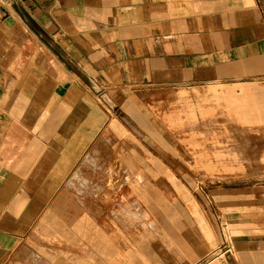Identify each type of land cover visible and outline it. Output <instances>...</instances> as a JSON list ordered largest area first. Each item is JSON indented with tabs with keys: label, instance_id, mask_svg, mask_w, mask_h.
I'll list each match as a JSON object with an SVG mask.
<instances>
[{
	"label": "crops",
	"instance_id": "1",
	"mask_svg": "<svg viewBox=\"0 0 264 264\" xmlns=\"http://www.w3.org/2000/svg\"><path fill=\"white\" fill-rule=\"evenodd\" d=\"M257 78L264 79V18L256 0L7 2L0 17V264H264V199H234L230 211L214 198L228 185L212 188V212L195 202L183 210V199H164L149 180L136 188L144 199H85L78 215L64 210L62 196L100 132L111 156L118 143L129 156L134 138L148 134L155 153L178 161L155 128L162 117L178 123L183 101L209 108L205 118L197 113L204 123L220 113L222 101L210 93L224 92L232 99L222 105L235 118L256 120ZM97 88L105 116L93 111L90 94L77 98ZM217 221L228 223L233 252L206 262L223 240Z\"/></svg>",
	"mask_w": 264,
	"mask_h": 264
},
{
	"label": "rangeland",
	"instance_id": "2",
	"mask_svg": "<svg viewBox=\"0 0 264 264\" xmlns=\"http://www.w3.org/2000/svg\"><path fill=\"white\" fill-rule=\"evenodd\" d=\"M256 4L264 18V0H256ZM82 81L89 84L85 78ZM255 81L258 91L252 100L251 115L256 113V120L235 118L230 113L232 111L222 105L225 101H230L231 96L212 91L211 99L219 97V104L222 101L217 109L220 113H213L206 122L199 123L197 113L205 118L206 114L202 112L209 108L203 107L200 102L191 101L180 104L177 111L178 123L174 126L168 122V116L157 121V141L167 144V151H171L178 161L155 153L154 141L148 134L141 136L144 137L143 140L134 138L129 156L122 155L119 143L114 146L117 149L114 151L115 156H111L105 146V138L100 139L103 136L100 132L99 137L91 139L83 149L82 158L67 179L62 192L66 200L64 210L74 215L82 213L85 210V199H144L136 188L146 180L151 182L164 199H183L179 205L183 210L191 209L195 202L200 205L201 211L206 208L212 212L207 199L213 197V187L223 185H228L231 189L225 195L222 194L224 196L213 195L217 205L222 206L223 201H226L230 211L234 208V199H264V79L257 78ZM85 94L92 96L93 111L104 113L100 102L104 93L97 88L92 89V92L79 93L77 98H83ZM234 94L236 93H231L232 96H237ZM244 97L249 99L248 95ZM193 135L200 138L190 139ZM170 164L177 167L179 172H174L169 167ZM70 179L74 183L68 184ZM126 184L132 185L135 192L132 193L129 189L125 191ZM125 192H131L133 196L122 198ZM217 228L221 234L218 221ZM217 244L209 256L219 251ZM227 257L226 254L222 255V259Z\"/></svg>",
	"mask_w": 264,
	"mask_h": 264
},
{
	"label": "built area",
	"instance_id": "3",
	"mask_svg": "<svg viewBox=\"0 0 264 264\" xmlns=\"http://www.w3.org/2000/svg\"><path fill=\"white\" fill-rule=\"evenodd\" d=\"M11 0H0V17H1V11L3 5H5L7 2ZM220 229H221V234H222V243L220 245V249L218 252L214 253V255L208 256L206 262H209L211 260L217 259V258H222V255H232L233 252V244L232 240L230 237V230L228 223L222 221L220 223Z\"/></svg>",
	"mask_w": 264,
	"mask_h": 264
},
{
	"label": "bare ground",
	"instance_id": "4",
	"mask_svg": "<svg viewBox=\"0 0 264 264\" xmlns=\"http://www.w3.org/2000/svg\"><path fill=\"white\" fill-rule=\"evenodd\" d=\"M124 178V177H123ZM73 186V185H72Z\"/></svg>",
	"mask_w": 264,
	"mask_h": 264
}]
</instances>
